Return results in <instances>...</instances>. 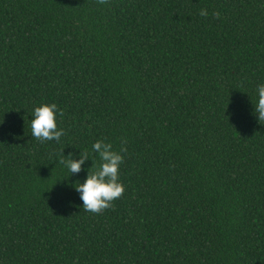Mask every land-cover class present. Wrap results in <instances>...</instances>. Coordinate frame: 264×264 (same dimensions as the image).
Returning a JSON list of instances; mask_svg holds the SVG:
<instances>
[{"label":"trees","instance_id":"trees-1","mask_svg":"<svg viewBox=\"0 0 264 264\" xmlns=\"http://www.w3.org/2000/svg\"><path fill=\"white\" fill-rule=\"evenodd\" d=\"M258 83L264 0H0V264H264ZM97 139L125 190L91 213L52 154Z\"/></svg>","mask_w":264,"mask_h":264},{"label":"clouds","instance_id":"clouds-1","mask_svg":"<svg viewBox=\"0 0 264 264\" xmlns=\"http://www.w3.org/2000/svg\"><path fill=\"white\" fill-rule=\"evenodd\" d=\"M199 14L206 17L208 12L202 8ZM251 104L255 118L258 121H264V83L256 85L255 102ZM57 115L58 108L55 103H40L34 106L29 119L31 137L40 143L59 142L64 135V129L58 127ZM74 149L79 151L65 155L62 150L59 154H52V159L67 173L65 181L78 193L82 201V209L91 213H99L109 208L125 190L119 177V169L123 162L122 153L126 149L121 147L119 151H116L111 143L103 139L95 140L90 150L82 151L79 147ZM89 160L91 166L83 167ZM82 169L86 173L83 182L72 181L70 177L80 173Z\"/></svg>","mask_w":264,"mask_h":264}]
</instances>
